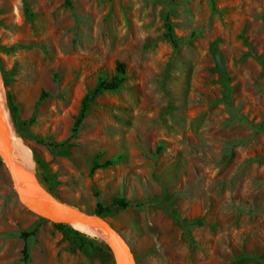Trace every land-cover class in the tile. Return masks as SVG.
<instances>
[{"label": "rangeland", "instance_id": "1", "mask_svg": "<svg viewBox=\"0 0 264 264\" xmlns=\"http://www.w3.org/2000/svg\"><path fill=\"white\" fill-rule=\"evenodd\" d=\"M0 71L40 184L89 213L127 201L103 217L135 264H264V0H0ZM72 230L0 163V264H112Z\"/></svg>", "mask_w": 264, "mask_h": 264}, {"label": "water", "instance_id": "2", "mask_svg": "<svg viewBox=\"0 0 264 264\" xmlns=\"http://www.w3.org/2000/svg\"><path fill=\"white\" fill-rule=\"evenodd\" d=\"M213 56L216 66L222 71L219 54L214 53ZM15 138V126L0 71V163L8 174L11 188L20 204L51 223H63L91 233L107 248L112 264H135L127 242L104 217L60 201L40 184L31 169L21 163Z\"/></svg>", "mask_w": 264, "mask_h": 264}, {"label": "trees", "instance_id": "3", "mask_svg": "<svg viewBox=\"0 0 264 264\" xmlns=\"http://www.w3.org/2000/svg\"><path fill=\"white\" fill-rule=\"evenodd\" d=\"M166 27H167V31L165 33V36L169 39V41L172 44H175L176 39H175L174 35L172 34L171 26L169 24H167ZM115 71L117 72L118 76H114L109 81H105L103 79H99L96 82V84H95L92 92L89 95H85L83 97L79 116L73 122V125H72V128H71V134L70 135L74 134V132L76 131V128L78 127V125L80 123V119L83 116V112H84V108L86 106V102L91 97H93L94 95H96V94H98L100 92H104V91H114V90H116V89L119 88L120 83L122 81V74L124 72L123 64L122 63H119V62H116L115 63ZM4 86H5V84H4ZM6 96H7V94H6ZM7 100H8V96H7ZM12 120H13V118H12ZM13 123H14V121H13ZM92 169L93 168H91V170ZM47 191H49V190L47 189ZM154 203L156 205H158V203H159V205H160V202H159L158 198H155V202ZM126 206H128V203L122 197H113L110 200V202L108 204H106V205H103V204H101L100 202L97 201L95 203V206H94V209H93L92 213L93 214H96V215H98L100 217H103L105 214L109 213L114 207L124 208ZM162 208H164L171 215V217H173L174 219H177L181 224L184 222V220L181 219V218H178L174 214V212L169 207H167L166 204H163L162 205ZM53 225L56 228L60 229V230H64V229H71L72 230V228L70 226H68L66 224H63V223H53ZM73 232L76 235H78V247H79V249L84 248L86 244H88L90 247H94V241H91V240L87 241L84 238L86 236L85 234L81 233L80 231H78L76 229ZM21 235L22 236H25V235H30V234H24V233H22ZM185 238L187 239V241H191V237L190 236L187 235ZM25 250H26V248L23 247L22 251H23V254L24 255H25Z\"/></svg>", "mask_w": 264, "mask_h": 264}, {"label": "bare ground", "instance_id": "4", "mask_svg": "<svg viewBox=\"0 0 264 264\" xmlns=\"http://www.w3.org/2000/svg\"><path fill=\"white\" fill-rule=\"evenodd\" d=\"M15 147L17 149V152H18L19 159H20L21 163L25 167H27L28 169H30L31 165H33V164H31V161H30V158H29V154L30 153L28 152L27 148L24 147L23 145H20V144L16 143V138H15ZM75 229H78L79 231L81 230L82 232H84V233H86V234H88L90 236H93L91 233H88L86 231H83L82 229H79V228H76V227H75Z\"/></svg>", "mask_w": 264, "mask_h": 264}]
</instances>
